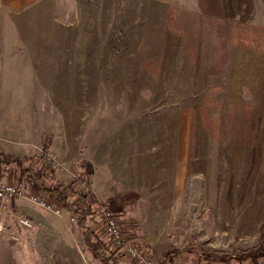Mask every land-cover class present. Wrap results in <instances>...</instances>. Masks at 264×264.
<instances>
[{
	"label": "rangeland",
	"instance_id": "rangeland-1",
	"mask_svg": "<svg viewBox=\"0 0 264 264\" xmlns=\"http://www.w3.org/2000/svg\"><path fill=\"white\" fill-rule=\"evenodd\" d=\"M231 1L222 10L217 0H102L128 5L97 13L84 36L110 56L103 69L65 58L50 62L48 76L40 61L17 63L26 83L16 88L22 108L9 127L28 143L14 156L61 185L90 162L93 176L78 186L85 181L112 202L106 207L130 222L128 236L137 231L136 245L157 264L175 248L183 253L171 264H253L209 262L190 250L239 254L264 240V0H237L235 9ZM54 216L47 220L63 228L64 247L50 246L48 261L101 264L71 209ZM33 220L35 232L16 221L2 232L18 241L28 234L38 246L45 228Z\"/></svg>",
	"mask_w": 264,
	"mask_h": 264
},
{
	"label": "crops",
	"instance_id": "crops-1",
	"mask_svg": "<svg viewBox=\"0 0 264 264\" xmlns=\"http://www.w3.org/2000/svg\"><path fill=\"white\" fill-rule=\"evenodd\" d=\"M231 3L235 9L237 0H232ZM225 4L226 0H217L218 9L222 8L223 10ZM144 7L145 5L142 3L140 10L137 11L144 12ZM117 10L127 12L128 5L123 7L118 6L117 3L112 4V2L103 4L102 0H0L1 153L20 155L18 153L22 149L19 148L20 145L25 146L28 143H20L9 127L12 121L16 120L18 109L22 108L17 105L16 88L22 83H26L25 80L18 81L17 79L19 71L17 63L19 61L27 63L33 60L40 61L41 66L37 69L38 72L48 76L52 71V66H49L50 62L56 61L57 67H59V62L64 65L65 58L69 61L90 59L94 62L93 66L90 65V69L96 72L97 68L103 69L105 65H101L103 64L101 61H111L110 56L105 55L97 46L101 45V42H85L84 36L87 34V30L96 28L94 18L97 13L109 14ZM121 26L122 28L127 27L124 23ZM106 27L107 25L104 26V28ZM23 69H25L23 74L26 75L27 69H29L28 64H25ZM28 74L30 75L31 72L28 71ZM31 120L34 119L31 118ZM37 123L38 119H35L34 126ZM33 141H37V139ZM17 175L13 165L7 167L0 165L1 180H4L6 176L8 181L10 179L20 180ZM22 182H24L22 184L24 187L29 190L33 189L29 188L25 179ZM25 202L14 199L11 201L10 208L16 214L28 215L35 220L42 221L45 229L40 235H37L39 236L36 238L38 246L30 244L27 238L28 234L26 238L19 235L20 240L18 241L10 238L6 232H0V264H62V260L57 259L52 263L47 259L50 246H57L58 250L60 247H64L63 228L55 227L51 221L59 217L47 212L43 214L40 211L38 213L31 208L25 209L23 204ZM103 202L109 205L112 203ZM116 202L115 199V204ZM47 216L52 219L48 221ZM73 264H75L74 261Z\"/></svg>",
	"mask_w": 264,
	"mask_h": 264
},
{
	"label": "trees",
	"instance_id": "trees-1",
	"mask_svg": "<svg viewBox=\"0 0 264 264\" xmlns=\"http://www.w3.org/2000/svg\"><path fill=\"white\" fill-rule=\"evenodd\" d=\"M0 165L6 167L13 165L20 181L25 179L29 188H34L39 194L47 193L51 198L56 199L57 203H62L64 207L71 209L72 214L78 220L79 229L82 232L83 242L87 250L101 264H136L125 260L124 250L116 249L105 232L99 209L102 206L111 208L110 205L98 200L91 192L86 193L79 189L78 183L85 177L90 179L94 173V167L90 162H82V167L85 169L84 174L81 173L68 185L57 183L55 177L48 174L44 169H37L30 162L27 163L25 160L11 154L0 152ZM137 233L136 231V234L133 233L128 236L126 242L139 245L138 241L142 237ZM193 249L190 251L199 253L209 262L230 263L236 261L244 263L250 261L253 264H259L261 260H264V240L257 247L239 254L210 252L202 246H196ZM182 253L183 250L180 248L169 250L163 254V261L160 264H171Z\"/></svg>",
	"mask_w": 264,
	"mask_h": 264
},
{
	"label": "built area",
	"instance_id": "built-area-1",
	"mask_svg": "<svg viewBox=\"0 0 264 264\" xmlns=\"http://www.w3.org/2000/svg\"><path fill=\"white\" fill-rule=\"evenodd\" d=\"M47 157L53 159L52 155ZM79 189L83 192L89 193V186L87 182H83L79 185ZM14 199L28 201L37 205L38 207L50 212L54 215L61 216L63 214L64 205L57 203L56 199L51 198L47 193L39 194L37 191L25 190L17 185L5 182L0 179V231L7 229V223L10 221H16L21 227L31 232H35L37 227L32 218L26 215H17L11 208V201ZM99 215L103 219V226L105 232L110 237V240L116 249H122L125 252L126 259L136 264H157L153 259L147 258L143 255V251L139 249L133 242H126L128 238L127 230L130 226V222L119 217L106 207H100ZM71 223L79 228L78 220L75 216L71 219ZM17 239L16 236H12Z\"/></svg>",
	"mask_w": 264,
	"mask_h": 264
}]
</instances>
